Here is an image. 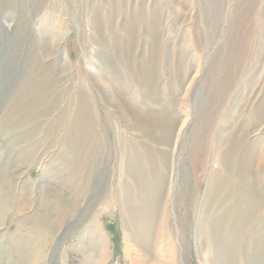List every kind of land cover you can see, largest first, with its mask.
<instances>
[{
  "label": "rangeland",
  "instance_id": "1",
  "mask_svg": "<svg viewBox=\"0 0 264 264\" xmlns=\"http://www.w3.org/2000/svg\"><path fill=\"white\" fill-rule=\"evenodd\" d=\"M55 1L0 0V264H129L121 211L118 209L120 205L112 195L117 154L112 131L105 122V111L101 112V117L104 125L102 131L107 133V137H104L107 170L98 176L99 185L96 187L94 184L86 198L70 203L71 208L74 207V216L70 219L72 223L60 231L57 243H52L49 232L44 234L45 231L39 230L36 222L32 220L34 217L27 218L24 214H16V204L11 201L14 194L12 184L23 187L24 197L35 202L40 188L59 190L60 179L64 185L67 183L62 180L64 175L57 176L58 170L51 167L54 150L46 151L47 142L41 144L39 141L44 137L39 134L44 130L40 126L43 124V127H48L51 117L57 114L53 108L60 100L61 90L74 89L80 83L84 85L89 81L92 89L97 92L99 89L94 82L97 75L108 87L120 86L117 83L122 79L113 76L114 73L109 69L101 67L102 58L97 54L106 52L107 54L102 55L108 57L109 54L112 58L124 60H127L126 56L129 59L133 54L139 56L146 53L147 56L151 43L156 42L159 81L156 86L153 84L151 93L162 97L159 99L165 98L162 103L169 101L168 97L178 90L177 83H181L182 75L188 79L182 84L177 99L185 101V105L188 102L194 110L189 117L194 125L189 130L187 140L180 145L181 152H177L178 160L176 159L178 171L182 172V183L187 189L183 188L182 200L177 193L173 201L177 214H185L188 200L193 202L196 196L205 195L210 172H221L219 165H213L214 149L210 144L213 142L217 145L220 132L228 130L229 115L236 112L237 108L239 110L243 103L242 109L248 113L253 112V106L264 97V0ZM53 12H56L55 15ZM96 14L99 16L98 23ZM98 24H102L104 28L103 35L97 32ZM48 25L54 32L50 35L43 31L44 26ZM126 26L131 31L129 36L124 33ZM51 38L56 41L55 54L51 59L54 66L61 71L56 76L59 78L60 74V83L52 91L53 97L39 104L36 111L26 110L27 114L32 113V117L25 126H20L18 121L14 126L5 127V119L12 118L17 111V105L12 107L10 103L15 100L17 88L31 66L32 49L37 47L36 49L42 50L53 40ZM102 38L108 40V49L102 46ZM119 48L122 52H119ZM94 66H98L97 73L93 71ZM176 67L182 69L180 79L178 71H173V76L167 74V69L178 70ZM124 81L128 82V78ZM127 90L131 100L141 102L142 94L133 82H129ZM102 102L101 97L98 105L101 106L100 110L103 108ZM65 104L66 102L60 103L59 107L64 108ZM250 123L246 124L249 128ZM120 128L123 129L122 126ZM30 129H36V136L27 135ZM27 137L36 138V142ZM240 142V152L245 154V167L241 178L242 198L262 205L264 124L251 129L245 140L240 135ZM198 144H201L199 148ZM27 154L28 158L23 160L22 155ZM75 168L71 170L70 177L76 183L82 174ZM223 177L224 172H221L219 178ZM220 183L224 184V180ZM102 188L104 196L101 198L96 192ZM67 191L66 186L65 192ZM191 191L198 194L193 195ZM217 201H210L208 208L206 203L199 207V215L202 214L199 227L202 232L208 231V234L205 238L207 242H204L201 232V242L195 251L194 225L190 226V230L186 229L189 237L184 252L185 261H180V264H218L217 253L230 256V260L222 264H264V230L256 229L260 218L257 214L252 216L247 226L250 228L245 229L242 222L249 207L237 205L240 202L233 199L222 209ZM36 206H39V202H36ZM35 208L32 206L28 214L34 215ZM220 214L227 216L222 228L215 224ZM170 222L176 227L173 216ZM209 222L210 228L207 225ZM97 233H100V239H96ZM218 233L219 237H223L221 250L217 249L218 243L213 239ZM30 240L34 247H29ZM97 243L101 244L96 247ZM197 252H201L202 262L196 257ZM30 254H33L31 258L28 257ZM208 258L211 261L208 262Z\"/></svg>",
  "mask_w": 264,
  "mask_h": 264
},
{
  "label": "bare ground",
  "instance_id": "2",
  "mask_svg": "<svg viewBox=\"0 0 264 264\" xmlns=\"http://www.w3.org/2000/svg\"><path fill=\"white\" fill-rule=\"evenodd\" d=\"M96 18L98 23V14H96ZM96 29L99 35H103L104 28L102 24H98ZM43 31L46 35L54 33L50 29V25L44 26ZM124 33L129 36L131 34L130 28L126 26ZM39 35L36 34V36ZM45 46L43 45L44 48L42 50L40 48V51L36 49L37 47L32 49L31 66L25 75L26 77L20 82L17 88L15 100L10 103L12 107L17 105V111L12 118L5 119V127L14 126L18 121L20 122V126L28 124L32 113L27 114L26 110L31 109L36 111L39 104L53 97L51 93L57 84L60 83V74L59 78L56 77L60 68H56L53 63L54 61L51 59L55 54L56 41L53 39ZM102 46L105 49L109 48L106 38H102ZM119 52H122L121 48H119ZM103 53L106 52L97 54L102 58L100 63L101 67L109 69L114 73L113 76L121 78L122 81L117 83L120 86L109 85L108 87L107 84H104L105 81L103 79L101 80L97 75V80L94 81L96 83L95 87L99 89L97 92L92 89L89 81L84 85L80 83L76 87L77 89L69 88L60 91V100L53 108V111H56L57 114L51 117L52 119L49 120L48 127H43V124L40 126L44 130L39 134L44 137L40 138L39 141L41 144L47 142L45 147L46 151L54 150L51 167L58 170L56 172L57 176L64 175L62 180H65L67 183L64 185V182L60 179L58 182L60 186L56 185L59 186V190L48 187L40 188L35 202L34 200L31 201L29 197H24L25 194L23 195L22 192L25 189L23 187L13 186L12 184L11 189L14 194L12 195L13 199L11 201L14 205L16 204V214H24L27 218L34 217L32 220L34 223L36 222L39 230L45 231L44 234L49 232L52 237V243H57L60 231L72 223L70 219L74 216L72 210L74 207L71 208L72 205L70 206V203L77 199L86 198L90 190H92V186L94 184L96 187L99 185L97 182L98 176L107 170V161L104 155L106 150L104 137H107V133L105 132L104 134L102 131V126L104 127V125L101 117V112L104 113L105 111V122H107L112 131L114 137L113 145L116 148L117 154L114 176L115 186L112 195L115 196V199L120 205L118 209L121 211L126 257L129 264H180V261L183 263L185 261L184 252H186L187 238L189 237L186 235V229L188 228L187 230H190V226L194 225L195 251L201 242L199 236L202 232L199 227V222L202 220V214L199 215V207L201 204L206 203V207L208 208L210 205L209 202L213 200H218L222 209L226 208L233 199L240 202L237 205L242 207L246 206L245 208L249 207L246 211V216L243 217V227L245 229L250 228L247 227L248 223H250L252 216L257 214L260 221L256 229L263 231L264 204L261 205L258 203L256 205L247 198L246 200L242 198L241 178L245 167V154L240 152L242 146L240 135L245 140L251 129L258 128L264 124V97L258 104L253 106V112L248 113L247 110L242 109L243 103L240 105L239 110L237 108L236 112L234 111V113L229 115L227 123L228 130L220 132L217 145H214L213 142L210 144L214 149L212 158L213 165L217 164L221 167V172H224V177L220 179L219 175L221 172L211 171L210 178L206 183L205 195L203 197L202 194L199 197L196 196L193 202L188 200L186 216L185 214H180V212L178 215L173 200L177 193L180 194L179 198L182 200L183 188L187 189V186L182 183V172L180 173L178 171L176 165L177 152L180 154V145L184 140H187L189 130L194 125L193 121L189 119L190 112L194 110L190 108L188 102L185 105V101H178L177 98L179 91L182 90V84H185L188 78L181 75L182 69H178V67H176L178 70L167 69L169 76L174 75L173 71H178L179 79L181 75L182 81L181 83L178 81V90L173 92L172 96L168 97L169 101L162 103L165 98L163 100L159 99V97H162L158 94L151 93L153 84L156 86L159 81V74L157 72L159 56L156 42L151 43V50L147 53V56L145 55L146 53L139 56L132 53L133 58L128 59L126 56L127 60H124L117 57L112 58L109 54L106 57L102 55ZM97 67H93V71L96 73L98 71ZM125 78H128V82L124 81ZM129 82H133L141 92V102H134L130 99L127 90ZM191 82L193 84V81ZM101 97L103 100L102 110L99 109L101 106H98ZM65 102L64 108H60L59 104ZM246 104H248V100ZM249 122H251V128L246 126ZM36 129H30L27 135L36 136ZM39 134H37V137ZM27 138L34 141L36 139ZM20 139H23V137H20ZM199 145L201 144H198V148ZM193 147L194 145L191 148ZM22 156L23 160H25L29 155H25L26 157L24 155ZM23 165H26V163H23ZM74 168H78L82 174L79 182L76 183L70 177V172ZM194 175L196 174L194 173ZM221 180H224V184L220 183ZM66 186L68 189L67 192H65ZM102 193L103 188L97 191L96 195L102 198L104 196ZM195 194L193 193V195ZM2 200L7 202L5 198ZM36 202H39V206H36ZM32 206L36 207V211H34V215H29L28 213L31 212L29 210L30 208L32 209ZM4 210L7 209L5 208ZM170 216H173L176 227L171 225ZM206 216L207 213L205 214ZM186 218L187 221H185ZM226 219V215L222 216L220 214L215 224L219 228H222ZM207 225L210 228L211 223L209 222ZM202 234L204 242H207L205 238L208 231H204ZM23 235L26 237V234L23 233ZM28 235L30 236V234ZM95 237L96 239H100V233H97ZM213 239L218 243L217 249L221 250L223 246L220 243L223 237H219L218 233ZM31 242L30 240L29 247L33 244ZM34 243L37 242L34 241ZM100 244L97 243L96 247ZM207 244L210 246L209 243ZM25 248L27 249V247ZM22 253L20 255L23 257ZM200 253L197 252L196 257L202 262ZM31 255L33 254L28 255V257ZM216 259L218 264H222L230 260V256L227 257L222 253H217ZM40 260H43V258H40ZM206 260L208 262L211 261L210 258ZM206 260L205 263H208Z\"/></svg>",
  "mask_w": 264,
  "mask_h": 264
}]
</instances>
